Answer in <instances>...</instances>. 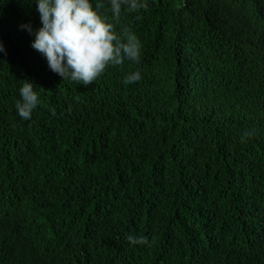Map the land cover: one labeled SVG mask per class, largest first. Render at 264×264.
I'll use <instances>...</instances> for the list:
<instances>
[{"label": "trees", "instance_id": "trees-1", "mask_svg": "<svg viewBox=\"0 0 264 264\" xmlns=\"http://www.w3.org/2000/svg\"><path fill=\"white\" fill-rule=\"evenodd\" d=\"M92 2L141 49L83 85L19 27L34 2L0 0V264H264V0Z\"/></svg>", "mask_w": 264, "mask_h": 264}, {"label": "clouds", "instance_id": "clouds-1", "mask_svg": "<svg viewBox=\"0 0 264 264\" xmlns=\"http://www.w3.org/2000/svg\"><path fill=\"white\" fill-rule=\"evenodd\" d=\"M39 14L41 26L33 29L30 23L19 25L34 36L31 47L46 60L48 68L62 80L88 85L101 75L106 67L118 66L125 60L138 62L141 45L137 37L125 30L123 39L113 30V25L102 15L101 3L92 0H32ZM113 18L121 13L122 5L130 10L146 8L141 0H108ZM0 53L6 50L0 42ZM141 79L138 71L126 74L122 83L133 84ZM15 104L17 115L27 121L39 104L34 83L23 80ZM247 131L241 137H251ZM132 244H144L140 237L127 236Z\"/></svg>", "mask_w": 264, "mask_h": 264}]
</instances>
